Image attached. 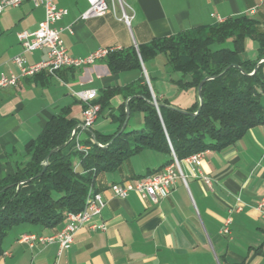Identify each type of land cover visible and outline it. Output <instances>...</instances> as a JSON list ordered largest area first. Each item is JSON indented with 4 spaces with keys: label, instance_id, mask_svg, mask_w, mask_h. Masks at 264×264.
<instances>
[{
    "label": "crops",
    "instance_id": "crops-1",
    "mask_svg": "<svg viewBox=\"0 0 264 264\" xmlns=\"http://www.w3.org/2000/svg\"><path fill=\"white\" fill-rule=\"evenodd\" d=\"M54 1L58 8L68 10L57 27L62 29L61 38L68 54L76 58L86 57L99 48H137L153 40L217 24L218 18L225 21L244 16L257 3L122 0L132 17L127 26L121 21L118 0L108 2L110 9L105 15L89 20L80 19L88 8L86 0ZM263 15L264 9L254 17L260 19ZM42 19L43 9L28 2L3 12L0 74L17 72L10 61L18 55L23 56L27 65L45 60L46 50L23 53L17 39L20 32L34 31ZM248 54L254 55L251 41L246 42L245 56ZM158 59L160 55L146 64L141 62V69L118 72L109 69L105 58L91 66L62 69L55 76L41 73L25 77L16 87L0 89V176L13 174L16 165L25 162L27 147L54 115L67 110V117L77 126L81 124L84 104L75 97L76 92L95 91L96 101L107 89L138 82L145 70L147 78H152V82L148 78L151 90L160 100L166 99L181 110L192 107L198 102L197 91L179 89V80L171 79L168 72L160 69L159 64L167 65L165 57L162 62ZM125 104L122 95L112 97L109 108L100 112L93 127L79 129L74 141L83 144L92 138V132L114 134L118 123L113 118ZM141 154L147 155L145 162L139 160ZM141 154L127 160L114 172L117 175L97 176L94 189L101 193L106 206L93 223L103 224L105 229L81 228L60 264H264V215L256 208L264 199V126L249 129L234 145L221 151L204 152L200 166L182 161L180 168L186 185L178 180L168 197L157 203L144 201L133 192L125 199L117 198L108 189L113 183L135 181L130 178L156 171L166 161L164 155L154 151ZM22 190L28 193L33 186H24ZM236 206L241 211L229 215L228 210ZM228 217L229 234L223 235L220 231ZM60 229L28 224L13 227L3 239L0 264H53L56 245L29 249L17 239L24 233L48 236Z\"/></svg>",
    "mask_w": 264,
    "mask_h": 264
},
{
    "label": "trees",
    "instance_id": "trees-1",
    "mask_svg": "<svg viewBox=\"0 0 264 264\" xmlns=\"http://www.w3.org/2000/svg\"><path fill=\"white\" fill-rule=\"evenodd\" d=\"M253 45V56L246 57V42ZM231 42L232 48L213 49ZM164 55L174 73L181 74L177 82L181 90L202 86V106L199 103L181 110L168 100H160L152 92L144 76L123 88L113 87L102 92L92 104L101 111L109 108L115 95L126 101L112 135L92 132L83 143L89 147L86 155L75 150V121L67 110L51 117L38 138L27 147L26 163L16 165L13 174L0 176V257L2 242L9 231L20 225H35L42 229L62 228L68 213L83 210L89 189L102 173L119 171L130 158L143 151H154L166 157L156 171L130 179H142L173 163L206 151H221L234 145L249 129L264 126V15L231 18L214 25L202 26L175 36L157 39L137 48L118 50L107 58L111 71L141 69V62ZM258 65L256 72L255 67ZM150 82L152 78L148 75ZM153 95L159 109L153 104ZM86 108L83 105V109ZM142 114L143 127L120 132L126 118ZM68 148V151L65 150ZM58 149L46 158L50 151ZM24 186L33 190L23 192Z\"/></svg>",
    "mask_w": 264,
    "mask_h": 264
},
{
    "label": "built area",
    "instance_id": "built-area-1",
    "mask_svg": "<svg viewBox=\"0 0 264 264\" xmlns=\"http://www.w3.org/2000/svg\"><path fill=\"white\" fill-rule=\"evenodd\" d=\"M112 0H86L88 8L80 16L81 20H89L105 15L110 7L108 2ZM28 2L34 7L43 9V19L38 23L34 31H23L17 34V39L23 49V53L32 54L37 50H46V58L38 63L27 65L22 55L15 56L11 59L13 66L17 68V72H10L8 75L0 74V89L6 87H16L20 79L25 77H33L41 73L48 76H55L62 69H77L93 65L96 61L107 58L119 48H99L86 57L76 58L68 54L64 42L61 38L62 29L57 24L68 14V10L58 8L54 0H0V16L7 8H15L21 4ZM121 10V21L129 26L131 16L125 11V5L122 0H118ZM264 9V0H257L255 6L247 11V16L254 17L258 11ZM218 23L223 20L218 18ZM86 108L82 112V122L78 126V130H89L93 127L99 115V105L92 104L95 99V91H82L74 93ZM76 132L73 131L72 136L75 137ZM75 150L86 155L89 147L75 140ZM204 153V152H203ZM203 153L192 155L183 162L200 166ZM181 180L186 185L185 176L181 171L180 163L173 157V163L164 167L161 171L148 175L142 179L135 181H124L122 183H113L109 186L112 196L125 199L130 193H136L144 201L157 203L160 199L168 197L175 183ZM208 184V181L205 180ZM106 206L101 193L94 188H90L84 208L77 213H68L63 227L55 234L43 236L35 233L21 234L17 242L26 245L29 249L36 246L56 245L57 251L53 264H60V259L67 252L72 244L76 233L83 227L95 231L97 229L104 230L103 224L96 225L93 219L100 216L102 210ZM256 208L264 215V199H261ZM234 211H241V207L236 206L228 210L229 215ZM230 218L228 217L223 224L221 234H229ZM4 255H8L4 253Z\"/></svg>",
    "mask_w": 264,
    "mask_h": 264
},
{
    "label": "rangeland",
    "instance_id": "rangeland-1",
    "mask_svg": "<svg viewBox=\"0 0 264 264\" xmlns=\"http://www.w3.org/2000/svg\"><path fill=\"white\" fill-rule=\"evenodd\" d=\"M221 48H228V49H230V48H232V44H231V42H226V43H224L222 45H215V46H213V49H215V50L221 49ZM249 56H251V55L248 54L246 57H249ZM162 60H164V56L163 55H160V60L158 62H162ZM159 65H160V69H162L163 72H166V73L168 72V74L172 76L171 79H173L175 81H178V80L182 79L181 75L178 74V73L172 72L171 69H170V67L168 65H164V66L161 65V64H159ZM147 70H148V67H147ZM262 71L264 73V66L262 68ZM262 102L264 103V98H263ZM107 125L110 126L109 123H107ZM142 127H143L142 114L140 112H136V113H133L131 115V117L129 118V121L127 122V127L125 128V130L126 131L138 130V129H141ZM110 130H107V131H110ZM67 150H68V148L65 151H67ZM144 154H147V153H144ZM144 154H141L140 157H139L140 158L139 160H141V162L142 161L145 162V160L147 158L146 157L147 155H144ZM28 160H29V157L27 156L24 163H26ZM115 175H117V173H113V176H115Z\"/></svg>",
    "mask_w": 264,
    "mask_h": 264
},
{
    "label": "water",
    "instance_id": "water-1",
    "mask_svg": "<svg viewBox=\"0 0 264 264\" xmlns=\"http://www.w3.org/2000/svg\"><path fill=\"white\" fill-rule=\"evenodd\" d=\"M262 62H264V60L258 62V64H260V63H262ZM257 67H258V65L255 67L254 72H256ZM143 74H144V76H145V79H146L148 85L150 86V84H149V80H148V78H147V75H146L145 70H143ZM209 79H210V78H205V79H203V80L200 82V84H199V86H198V88H197V96H198L199 107H198L197 111H196L194 114H192V115H197V114L199 113L200 109H201V106H202V86H203V84H204L206 81H208ZM150 88H151V87H150ZM152 104H153L157 109H159V105L157 104L154 95H153V102H152ZM129 116H130V114H129L128 110L126 109V118H125V121H124V123H123V125H122V128H121L120 132H122V131L125 129L126 124H127V121H128V119H129ZM57 150H58V149H55V150L50 151L49 154H48V156H47V158H46V161H47V159L50 157V155L53 154L54 152H56Z\"/></svg>",
    "mask_w": 264,
    "mask_h": 264
}]
</instances>
